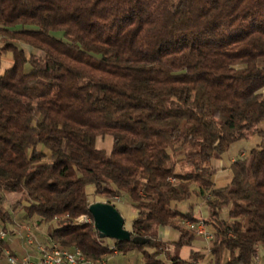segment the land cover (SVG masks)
<instances>
[{
  "label": "trees",
  "instance_id": "1",
  "mask_svg": "<svg viewBox=\"0 0 264 264\" xmlns=\"http://www.w3.org/2000/svg\"><path fill=\"white\" fill-rule=\"evenodd\" d=\"M261 62L264 0H0V223L11 219L2 200L16 198L51 242L96 263L138 250L144 264H199V252L180 256L200 238L182 224L201 219L179 203L197 195L211 264H251L264 251ZM105 135L110 152L97 146ZM254 135L216 187L212 161ZM88 185L130 197V241L106 244ZM160 227L180 232L173 249Z\"/></svg>",
  "mask_w": 264,
  "mask_h": 264
},
{
  "label": "rangeland",
  "instance_id": "2",
  "mask_svg": "<svg viewBox=\"0 0 264 264\" xmlns=\"http://www.w3.org/2000/svg\"><path fill=\"white\" fill-rule=\"evenodd\" d=\"M7 58H12V54L7 53L6 55H4L2 62H4V59H7ZM261 64L264 65V62H261ZM4 66H5V63H3L2 65V70H4L5 68ZM259 142H260V138L257 135H254V136H251L249 139H243L238 142H235L228 149V151L222 156V160L224 162V165L226 166L225 169H221L222 167L217 168V170L221 169L217 173V176L215 178L216 185L218 187L226 186L232 178V170L230 167L231 158L235 156L234 161H236L237 159L247 158L251 149L256 147ZM112 145H113V137L111 135L99 136L97 138V146L101 149L106 150L107 152L111 151ZM177 169L180 171V170L187 169V167H182V165H178ZM87 193H89V200L91 203L98 202V201L109 202L115 205L118 209L120 207L123 210V213L126 214V217H127V219L125 218V227H127L128 229H131L133 221L131 222L130 218L133 215H137L138 211L133 207L132 201L127 194L122 195V196H116L113 198H110L108 196L106 197V196L95 195L93 185L87 186ZM196 196L193 195V199H195ZM9 198L6 197L5 199H3L2 205L5 206L7 210H9L11 219L9 222L0 223V228L3 229L7 233L6 240H7L8 249L11 250L14 246V247H17L18 253H22L24 252L26 248H29V246L25 245L23 241L21 240L22 239L21 234L25 235L27 232L26 227H30L33 233L39 239V241L44 242L45 239L49 236L47 235L49 224H40L37 216L29 217L26 214L25 210L23 209L22 204L21 205L18 204L16 198H11V197ZM199 201H200L199 205L201 206V209L198 208L195 210V208L192 206L193 214L196 215L199 219L209 218V212H208V207H207V202H206L207 199L203 197H199ZM203 211L207 213H205L204 215ZM225 215H226V210L223 212V214H221V217H224ZM77 220L85 221V218L80 217ZM4 224H6V226ZM182 226L185 227L184 224H182ZM171 231L172 232H171L170 237L167 238L169 241H166L167 243L170 244V248L171 246H173L171 244V241L176 240V236L178 234L177 230L175 229H172ZM209 231L213 232V228L211 226H209ZM19 232L21 234L17 235V233ZM158 234H159V230H158ZM199 239L204 240L199 245V251H195V252H199L200 254L204 255L203 256L204 259L200 261L199 264H210L213 258L211 249L214 246V241L207 242L202 237H200ZM15 244H17L18 246L17 245L15 246ZM263 253H264L263 249L261 247H257V254L255 255V257H258L260 260L256 262L253 259L252 263L255 262V264H264V262L262 261ZM112 255H115V254H111L107 256L109 258L110 263L112 264H124L125 262L126 264H144V258L142 256V253L138 250H133L132 253L128 252L126 256H119L113 259H112ZM162 258L164 259V256H162Z\"/></svg>",
  "mask_w": 264,
  "mask_h": 264
},
{
  "label": "built area",
  "instance_id": "3",
  "mask_svg": "<svg viewBox=\"0 0 264 264\" xmlns=\"http://www.w3.org/2000/svg\"><path fill=\"white\" fill-rule=\"evenodd\" d=\"M81 217L85 218V221L88 222V216L83 215ZM184 225L189 230L195 232L198 236L204 238L207 242L214 241V233L209 231V226L205 223L203 219L197 222L187 220L184 222ZM26 230L27 232L25 235H22L20 232L17 233V235L21 234V240L25 245H28L29 248H26L23 253H7V248H5V251H3L0 255V264H3V255H10L12 258L20 259L23 264H88L85 263L82 258L75 257L71 253V251L59 250L56 247H51L49 236L45 242H41L33 233L30 227H26ZM0 237H2V239L4 240H6L7 237V233L1 228ZM115 243L116 240L106 238V244L111 248L115 247ZM49 252H58L59 260H49ZM114 253H117V251H115ZM254 260L257 262L260 259L258 257H255ZM99 264L112 263H110L109 258L106 257L102 260H99ZM252 264H255V262H253Z\"/></svg>",
  "mask_w": 264,
  "mask_h": 264
},
{
  "label": "water",
  "instance_id": "4",
  "mask_svg": "<svg viewBox=\"0 0 264 264\" xmlns=\"http://www.w3.org/2000/svg\"><path fill=\"white\" fill-rule=\"evenodd\" d=\"M89 210L93 216L94 226L102 238L120 242L132 239V231L125 227V218L115 205L98 201L92 203Z\"/></svg>",
  "mask_w": 264,
  "mask_h": 264
},
{
  "label": "crops",
  "instance_id": "5",
  "mask_svg": "<svg viewBox=\"0 0 264 264\" xmlns=\"http://www.w3.org/2000/svg\"><path fill=\"white\" fill-rule=\"evenodd\" d=\"M6 60V61H5ZM3 63H5V68L4 69H6V68H9L10 66H11V64H12V58H7V59H4V62H2V65H3ZM234 160H235V156H233L232 158H231V160H230V166H231V164L234 162ZM212 164L216 167V168H218V167H222L221 169H225V165H224V162H223V160H222V157L221 158H218V159H215V160H213L212 161ZM221 169H219L218 171H217V173L221 170ZM217 173L215 174V176H214V182H215V185H216V181H215V178H216V176H217ZM216 187H218L217 185H216ZM222 187H224V186H222ZM196 196V195H195ZM199 196H196L195 197V199H193V196H192V198L190 199V200H188V201H185V202H182V203H179V209L181 210V211H183V212H188L189 210H190V208H191V206H193L194 208H195V210L196 209H201V206L199 205ZM119 211L121 212V214L124 216V218H126L127 219V217H126V214H124L123 213V210L119 207ZM198 213V212H197ZM205 213H207V212H205V211H203V214L205 215ZM136 216L137 215H133V216H131V218H130V220H131V222L136 218ZM196 216V215H195ZM173 228H170V227H160L159 228V238L161 239V240H164V241H169L167 238H169L170 237V235H171V230H172ZM177 236H176V240H174V241H177L178 239H179V237H180V232L177 230ZM47 234V233H46ZM48 235V234H47ZM48 239V237L45 239V241ZM44 241V242H45ZM174 241H171V242H174ZM204 240L202 239V240H200V239H198V240H196L191 246H185V247H183L181 250H180V256L183 258V259H189L190 258V255H191V252L192 251H199V245L203 242ZM17 244H15V246H16ZM13 246V245H12ZM12 246H11V248H12ZM18 246V245H17ZM171 248H173V246H171ZM11 250H13V251H15V252H18V250H17V247H14L13 246V248L11 249ZM25 251V250H24ZM133 252V251H132ZM132 252H129V253H132ZM23 253V252H22ZM115 255H112V259L113 258H117V257H119V256H126L127 254H123V253H121V252H117V253H114ZM112 262V261H111ZM124 264H126V262L124 263Z\"/></svg>",
  "mask_w": 264,
  "mask_h": 264
},
{
  "label": "bare ground",
  "instance_id": "6",
  "mask_svg": "<svg viewBox=\"0 0 264 264\" xmlns=\"http://www.w3.org/2000/svg\"><path fill=\"white\" fill-rule=\"evenodd\" d=\"M90 221H91V218L89 217L88 222H90ZM0 238L2 239V237H0ZM50 246L56 247L59 250H66V249H62V248L58 247L57 244H55L51 241H50ZM67 251H71V253L77 258H82L85 263L99 264V263H96L93 260L87 258L83 254V252L80 250H67ZM7 253H15V252L11 251L10 249H7ZM49 260H59V253L58 252H49ZM3 264H23V263L20 259L12 258L10 255H3Z\"/></svg>",
  "mask_w": 264,
  "mask_h": 264
}]
</instances>
